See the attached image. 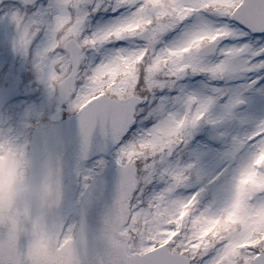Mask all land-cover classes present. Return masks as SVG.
Listing matches in <instances>:
<instances>
[{"label": "clouds", "instance_id": "obj_1", "mask_svg": "<svg viewBox=\"0 0 264 264\" xmlns=\"http://www.w3.org/2000/svg\"><path fill=\"white\" fill-rule=\"evenodd\" d=\"M217 2L228 7L234 0ZM65 15L62 27L71 30L76 16ZM152 23L130 18L119 31H146ZM172 33L162 40L176 61L224 35L206 31L179 46L180 30ZM145 55L125 59L116 70L140 97L152 94L136 77ZM54 59L55 52H49L45 63L60 75L63 69L52 64ZM50 83L57 93L64 87L47 77L41 82L49 92ZM12 91L6 90L9 96ZM27 111L25 116L0 102L2 264H146L161 251L179 264H250L251 250L264 247V127L234 130L237 139L229 138L215 166L205 170L201 164L190 169L189 161L174 155L186 125H167L125 154L123 196L115 188L110 199L98 204L81 148L69 156L47 113L38 107ZM150 185H159L158 190Z\"/></svg>", "mask_w": 264, "mask_h": 264}, {"label": "snow or ice", "instance_id": "obj_2", "mask_svg": "<svg viewBox=\"0 0 264 264\" xmlns=\"http://www.w3.org/2000/svg\"><path fill=\"white\" fill-rule=\"evenodd\" d=\"M121 9L120 15L93 26L94 14ZM66 13L76 16L71 30L62 27ZM130 18H147L153 23L146 31L120 32V27ZM229 18V22H223ZM0 19L13 26L11 47L16 54L31 61L40 83L47 77L64 85L59 94L71 110L78 112L80 148L85 160L98 134L106 143H118L143 111L138 105L149 98L155 99L159 90L179 89L175 97H160V103L148 113L156 119L151 128L119 147L115 162L120 173L116 185L120 196L128 180L122 165L125 154L134 144L154 136L167 125L174 122L186 125L179 141L183 145L189 143L204 123L219 127L232 122L235 126L232 131L220 133L225 143L229 138L237 139L232 135L234 130L249 125L264 127V42H241L250 33H264V0H234L228 7H221L217 0H48L47 4L20 0L18 6L8 8ZM233 20L238 24L231 23ZM177 29L180 30L179 46L194 41L206 31L224 35L210 45L194 48L185 58L176 61L168 56L170 48L162 37ZM116 41H128V45L105 47ZM52 51L55 52L52 64H59L63 69L60 75L49 72L45 63ZM140 52L146 55L141 61L143 69L137 66L136 77L152 93L144 97L135 95L130 86L126 87L124 78L116 76L122 62ZM96 55L100 57L98 61ZM106 73L113 74L115 83ZM201 73L208 81L225 83L201 82L202 88L197 90L179 84L184 77ZM161 76L164 78H157ZM49 88L51 93H57L54 84L50 83ZM217 107L220 111L214 114L213 109ZM197 164L189 161L186 166L191 169ZM104 165L100 160L86 168V178L94 181L90 187L95 200H98L95 181ZM146 264H179V261L161 251ZM250 264H264V247L251 250Z\"/></svg>", "mask_w": 264, "mask_h": 264}, {"label": "rangeland", "instance_id": "obj_3", "mask_svg": "<svg viewBox=\"0 0 264 264\" xmlns=\"http://www.w3.org/2000/svg\"><path fill=\"white\" fill-rule=\"evenodd\" d=\"M38 3L47 4L48 0H38ZM7 6L0 5V16L11 7L18 6L20 2L7 1ZM123 9L113 12L111 10L103 11L94 14L92 18V24L95 26L98 23H106L113 17L120 15ZM233 23L238 24L237 21ZM243 27L242 25H240ZM14 32L13 26L7 21L0 19V94L6 88H13L18 90L19 95L17 98L10 102L12 106L21 114L29 115V108H39L42 113H47V116L52 121H58L63 118L66 113H71L68 102L60 97L59 93L49 92L38 80L37 73L28 60L22 58L16 54L11 47V36ZM170 33L169 35H174ZM244 40H255L258 42H264V34L256 35L250 33L247 37H242L241 42ZM234 41H226V43H232ZM128 41H116L113 44H108L106 48L127 46ZM96 61L100 59L99 55L95 56ZM30 74L28 77H26ZM10 81V85H9ZM201 82H208L215 85H223V80L208 81L205 74H197L194 76H186L179 84L186 85L190 89L197 90L202 88ZM229 83H239V81H231ZM179 89H162L156 92V98L150 101H143L141 103L140 112L129 128L127 134L123 137L121 142L115 147L112 155L116 157V153L119 147L131 140L133 137L138 136L140 132L150 128L156 123V119L153 122L154 117L148 116V113L154 109L160 103V97H175L178 94ZM152 105V106H151ZM171 106V105H169ZM220 109L217 107L213 109L214 114H218ZM144 117H148L145 119ZM142 124H147L146 128ZM232 122H225L219 127H214L210 124L204 123L192 135L191 140L187 145L181 144L175 150L174 155L178 151L182 153L179 157L182 160L198 161L205 170L215 166L216 156L224 151L225 141L220 136L222 131H232L234 128ZM187 154L189 157H186ZM186 157V158H185ZM103 160L105 162L104 167L100 170L99 174L105 173L106 167L109 163L110 156H99L91 161L85 162L86 167H93L98 161ZM155 187L158 190L159 185H150L149 188Z\"/></svg>", "mask_w": 264, "mask_h": 264}, {"label": "water", "instance_id": "obj_4", "mask_svg": "<svg viewBox=\"0 0 264 264\" xmlns=\"http://www.w3.org/2000/svg\"><path fill=\"white\" fill-rule=\"evenodd\" d=\"M1 1L2 0H0V2ZM15 96L16 93L14 91H12V94L10 96L7 94V92H5L4 95L0 98V102H8ZM52 131L56 135L57 139L64 145L69 156L75 157L80 151L78 117L76 115H73L58 123H54ZM116 145L117 143H106L104 138L98 134L93 140L87 160L101 153L110 154L112 149ZM119 175V168L115 162V159L112 157L106 169V174L97 176L95 181L94 192L96 196H98V204H102L104 201L111 198L116 188Z\"/></svg>", "mask_w": 264, "mask_h": 264}]
</instances>
